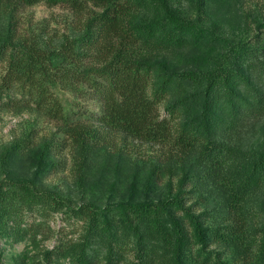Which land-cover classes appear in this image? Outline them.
Instances as JSON below:
<instances>
[{"label": "trees", "instance_id": "obj_1", "mask_svg": "<svg viewBox=\"0 0 264 264\" xmlns=\"http://www.w3.org/2000/svg\"><path fill=\"white\" fill-rule=\"evenodd\" d=\"M231 1L186 0L187 11L181 0H0V106L39 112L67 136L23 140L5 151L6 164L24 152L32 163L27 175L0 180L5 242L37 244L59 214L71 229L67 236L59 227L43 253L52 264H264V201L258 221L250 206L264 191V132L252 147L237 143L246 122L264 119V19L252 20L249 37L226 35ZM40 2L72 13L68 33L18 31L17 9ZM63 91L73 100L61 98ZM84 95L96 101L90 120L101 129L165 150L139 189L150 190L162 163L171 162L180 171L174 193L75 205L40 183L65 167L59 156L66 147L77 176L94 153L88 135L99 128L74 110ZM191 156L201 173L185 169ZM207 179L217 185L212 209L222 222L215 225L208 209L196 212L197 201L186 202ZM137 190L130 183L129 193ZM212 244L232 247L235 256L222 258Z\"/></svg>", "mask_w": 264, "mask_h": 264}, {"label": "rangeland", "instance_id": "obj_2", "mask_svg": "<svg viewBox=\"0 0 264 264\" xmlns=\"http://www.w3.org/2000/svg\"><path fill=\"white\" fill-rule=\"evenodd\" d=\"M182 7L189 10L186 0H181ZM18 31L25 34H37L41 31L50 33H68L73 15L61 5L47 6L44 3H36L31 6H20L17 9ZM227 17L223 22V30L226 35L249 37L254 33L252 20L264 19V0H232L227 10ZM246 18V20H245ZM5 24V17L0 10V27ZM61 98H71L67 91L60 92ZM72 99V98H71ZM73 100V99H72ZM74 110L79 111L81 120L88 125L99 128V133L89 134L88 138L97 144L94 153L87 158L80 176H77L73 169V150L66 147L59 158L63 160L64 168L59 172H49L40 183L65 198H68L75 205L81 202H91L98 206H104L108 202H117L126 198H138L148 196L158 199L176 190V182L180 176L177 166L162 163L157 179L153 180L150 190L143 193L139 186L146 179L150 172L152 163L158 159L164 161L165 150L157 145L147 144L139 140L125 138L119 133L104 131L100 125L91 121L98 112L97 103L89 95L78 97L74 101ZM72 119V118H71ZM237 143L242 147H252L260 141L261 133L264 132V119L250 123L246 122ZM56 134L63 137L64 142L67 136L63 134L60 126L54 120L30 109L1 108L0 106V180L6 178L7 173H14L21 177L32 171L31 160H28L25 152L20 159L8 162L4 156L5 151L13 148L16 144L25 140L27 143H36L40 139ZM185 169L201 173L203 168L198 159L193 156L186 161ZM132 182L138 184V190L133 195L129 193V185ZM195 185L192 193H187L186 202L194 204V210L201 212L208 209L210 217L208 223L217 224L222 222V214L212 209L218 196L217 185L212 180H200ZM184 190L190 192L191 184L187 183ZM143 193V194H142ZM197 198V199H196ZM264 201V191L253 197L252 209L255 212L254 220H260L258 215V203ZM219 207V206H217ZM62 229V235L70 236L71 227L63 222L60 215L52 217L42 227V233L38 235L37 244L29 241L7 243L0 237V264H16V260L25 258V264H52L44 257V252L52 248L56 242L57 230ZM210 249L220 253L224 259L230 260L235 255L232 247L219 244H212ZM58 264H69L68 261L59 259Z\"/></svg>", "mask_w": 264, "mask_h": 264}]
</instances>
